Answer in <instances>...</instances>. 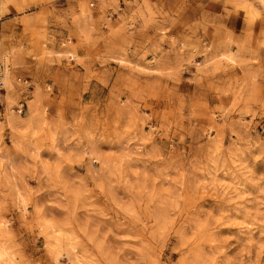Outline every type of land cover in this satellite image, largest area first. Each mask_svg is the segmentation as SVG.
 Instances as JSON below:
<instances>
[{
    "label": "clouds",
    "instance_id": "9594fccd",
    "mask_svg": "<svg viewBox=\"0 0 264 264\" xmlns=\"http://www.w3.org/2000/svg\"><path fill=\"white\" fill-rule=\"evenodd\" d=\"M0 264H264V0H0Z\"/></svg>",
    "mask_w": 264,
    "mask_h": 264
}]
</instances>
